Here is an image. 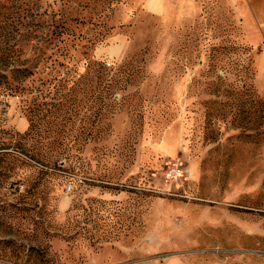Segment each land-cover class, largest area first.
Segmentation results:
<instances>
[{"label": "rangeland", "instance_id": "1", "mask_svg": "<svg viewBox=\"0 0 264 264\" xmlns=\"http://www.w3.org/2000/svg\"><path fill=\"white\" fill-rule=\"evenodd\" d=\"M153 1L14 0L51 165L0 169V264H264V0Z\"/></svg>", "mask_w": 264, "mask_h": 264}, {"label": "trees", "instance_id": "2", "mask_svg": "<svg viewBox=\"0 0 264 264\" xmlns=\"http://www.w3.org/2000/svg\"><path fill=\"white\" fill-rule=\"evenodd\" d=\"M14 3V0H0V169L5 173L30 165V162L21 157L19 153L25 154L27 158L36 159L45 166L51 165L48 153L43 148L38 150L36 143L32 142V131L35 124L30 115V107L27 108L30 128L22 135L7 127L3 115L8 107L6 100L19 95L29 96L31 91L30 78L36 72L39 64L44 63L45 55L49 52L48 48H42L38 52L35 50L34 53L33 48L36 44L34 45L33 40L37 37L35 36L36 31L43 32L40 28L42 27L41 24L37 23L35 27H31L21 34L18 32L15 23L17 9L14 10ZM43 14L39 10L33 12L36 19ZM45 37H48V34ZM23 41H25L24 45L22 44ZM45 42H47V38L42 41L43 44ZM33 53L37 61L32 64ZM99 70V78L103 85L102 93L107 91L109 93L115 86L116 74L107 78L105 77L107 70L103 66ZM3 104L5 105L3 106ZM259 104L264 105V100H261ZM58 144L63 145V142ZM59 153H63V148H60L57 154Z\"/></svg>", "mask_w": 264, "mask_h": 264}, {"label": "built area", "instance_id": "3", "mask_svg": "<svg viewBox=\"0 0 264 264\" xmlns=\"http://www.w3.org/2000/svg\"><path fill=\"white\" fill-rule=\"evenodd\" d=\"M185 174V170L178 164L172 165L164 171V177L168 181H175L182 178Z\"/></svg>", "mask_w": 264, "mask_h": 264}, {"label": "crops", "instance_id": "4", "mask_svg": "<svg viewBox=\"0 0 264 264\" xmlns=\"http://www.w3.org/2000/svg\"><path fill=\"white\" fill-rule=\"evenodd\" d=\"M153 1V0H152ZM155 2V3H154ZM152 5V4H151ZM153 8L154 9H160V8H163V1L160 0V2L158 3V0L157 1H153Z\"/></svg>", "mask_w": 264, "mask_h": 264}]
</instances>
